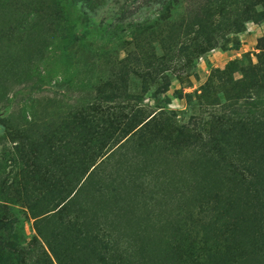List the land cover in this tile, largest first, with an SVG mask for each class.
<instances>
[{
  "label": "rangeland",
  "instance_id": "rangeland-1",
  "mask_svg": "<svg viewBox=\"0 0 264 264\" xmlns=\"http://www.w3.org/2000/svg\"><path fill=\"white\" fill-rule=\"evenodd\" d=\"M204 1L0 0V264H263L264 0Z\"/></svg>",
  "mask_w": 264,
  "mask_h": 264
},
{
  "label": "trees",
  "instance_id": "trees-1",
  "mask_svg": "<svg viewBox=\"0 0 264 264\" xmlns=\"http://www.w3.org/2000/svg\"><path fill=\"white\" fill-rule=\"evenodd\" d=\"M86 1H87V3L90 2V0H86ZM168 1H171V0H168ZM218 1H220V0H205L204 1L205 3L202 5H204L203 7H205V9L208 11V9L210 7H213V6L215 7V5L218 3ZM196 15H197V17H200V13H198ZM212 17H213V15H211L210 13H208L206 15V17H204V15H202V17H200V18H203L201 20V22L199 23L200 30H202V31L207 30L211 33L220 27L219 24H215L214 22H211L210 25L206 24V18L211 19ZM210 33H208V36L210 35ZM254 70L264 72L263 68L261 69V68L255 67ZM259 137H261V135ZM263 137H264V135H263ZM222 155H223V153H222ZM238 167L240 170H242L244 172V174H247L251 177L252 181L249 183V185L256 186L258 188V189L252 188V191L251 190L246 191L245 195H246V197L249 198V200L251 198L252 201L256 202L255 207H256L257 213L255 212V215L258 214V217H259L256 221V227H258L259 230H256L255 233H257V237L261 240V244L264 246V155H260V157L254 158L249 163L246 162L244 164H241ZM231 211H232L231 206H228L226 209H224V207L221 208V213L218 214L219 215L218 221H220L221 224H223L222 221L227 220V221H229L228 224L233 226L232 220L234 218L232 217ZM13 223H15V220L12 221L10 217L7 218L6 221L3 223L0 220V226H2L3 229H4V227L6 228L7 225L10 226V224H13ZM41 223H43V221L37 222L36 230L38 232V235L41 237V239H44L46 241V243L49 245V242L51 240H53V236H52V239L50 238V240L48 241L49 238H47V236H44L43 232L40 229ZM66 225H69V224L66 223ZM223 226H224V224H223ZM223 230L225 231V233L228 232V229L226 230L225 228H223ZM232 232H233V230H232ZM220 236H222V233ZM48 237H49V235H48ZM95 241L102 244V242H100V240L98 241L97 239H95ZM225 242H226V244L222 250H219L215 255L211 254L208 256V258H212V260L210 261L209 264H211V263H213V264H225L224 261L228 257H230L233 252H235L238 249V244L235 243L236 241L233 240L232 237L226 238ZM50 252H52V254L55 255V252H53V250H50ZM261 252H263V253H260L259 256L262 260V263L264 264V248H262ZM1 253H2V250H0V254ZM4 255H5V253H3V255L0 257L4 258ZM54 257L56 258L57 261H59L56 256H54Z\"/></svg>",
  "mask_w": 264,
  "mask_h": 264
}]
</instances>
